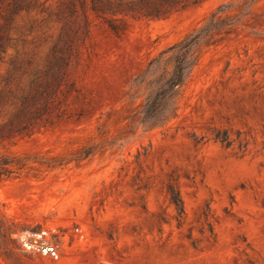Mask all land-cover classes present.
Masks as SVG:
<instances>
[{
  "label": "rangeland",
  "instance_id": "374dc122",
  "mask_svg": "<svg viewBox=\"0 0 264 264\" xmlns=\"http://www.w3.org/2000/svg\"><path fill=\"white\" fill-rule=\"evenodd\" d=\"M0 41L23 63L0 62V91L47 101L0 136V264H264V0L160 16L0 0ZM42 225L60 258L21 247Z\"/></svg>",
  "mask_w": 264,
  "mask_h": 264
},
{
  "label": "trees",
  "instance_id": "16d2710c",
  "mask_svg": "<svg viewBox=\"0 0 264 264\" xmlns=\"http://www.w3.org/2000/svg\"><path fill=\"white\" fill-rule=\"evenodd\" d=\"M82 3L86 0H81ZM199 0H126L112 3L110 1L102 3L101 0H90V9L97 14H100L107 10L110 13L121 12L123 14H130L132 16H160L162 13L170 11L172 8L179 6L185 7L190 4H194ZM104 6V7H103ZM111 29L116 30V26L109 23ZM0 41V62L7 64L11 71H17L22 68L23 63L16 57L11 60H6L3 53ZM61 59V58H60ZM62 61L65 58L61 59ZM175 83L179 82L181 78V68L177 67L175 70ZM7 83L12 80V74H8L6 77ZM38 90L36 87L30 88V90H22L20 93H14L9 90L6 93L0 91V103L7 98L10 100V104L15 107L9 118L0 123V136L4 133L7 134H20L28 131L31 127L38 124L42 119V114L47 108V101L37 105ZM8 95V96H7ZM7 96V97H6ZM12 170L5 169L0 170V178L2 176H9ZM167 190L170 197V201L175 206L178 214L182 216L184 212L183 200L180 192L175 183H168Z\"/></svg>",
  "mask_w": 264,
  "mask_h": 264
},
{
  "label": "built area",
  "instance_id": "2783aa9c",
  "mask_svg": "<svg viewBox=\"0 0 264 264\" xmlns=\"http://www.w3.org/2000/svg\"><path fill=\"white\" fill-rule=\"evenodd\" d=\"M59 228L53 225H42L28 229L18 234L21 247L32 254L48 259H58L61 256V245L55 239Z\"/></svg>",
  "mask_w": 264,
  "mask_h": 264
}]
</instances>
